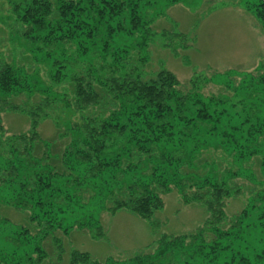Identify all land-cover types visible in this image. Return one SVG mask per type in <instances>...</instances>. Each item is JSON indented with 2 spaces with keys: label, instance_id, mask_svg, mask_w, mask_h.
<instances>
[{
  "label": "trees",
  "instance_id": "16d2710c",
  "mask_svg": "<svg viewBox=\"0 0 264 264\" xmlns=\"http://www.w3.org/2000/svg\"><path fill=\"white\" fill-rule=\"evenodd\" d=\"M143 1L25 0L20 21L26 30L17 33L31 45L32 54L46 52V57H38L54 68L53 86L40 87L35 76L2 64L0 100L47 95L41 110L51 105L78 114L80 120L70 126L62 169L48 164L49 155H34L35 126L27 140L26 135H6L0 122V204L28 212L27 220L36 225L35 234L22 226L9 232L7 221L0 220V264H40L45 257L41 242L50 230L67 234L97 226L92 235L101 236L98 215L104 211L126 209L149 218L161 208V195L172 188L184 202H200L212 215L207 226L212 240L205 241L198 231L165 237L154 252L123 263L94 262L88 254L75 252L72 263L264 264V182L244 168L250 159L261 157L264 171V64L256 76L243 77L236 93V88H226L236 103L232 98H205L199 90L182 93L174 76L164 71L144 78L137 66L147 56L146 41L157 34L141 16ZM250 2L242 6L264 32V0ZM124 16L126 29L115 27ZM116 33L131 36L132 43L114 48L110 43ZM68 46L74 60L85 61L78 63L81 67L77 64V74L71 71L65 79L69 62L57 52ZM107 58L111 63H103ZM64 82L72 86L74 101L66 100V93H51ZM95 86L105 93L101 100ZM29 110L26 114L35 125L39 111ZM207 150L222 151L232 166L220 171L217 166L193 165ZM181 168L187 171L180 173ZM242 176L258 188L232 219L235 224L221 230L222 208L237 190L230 183ZM255 234L256 242L249 239Z\"/></svg>",
  "mask_w": 264,
  "mask_h": 264
},
{
  "label": "rangeland",
  "instance_id": "374dc122",
  "mask_svg": "<svg viewBox=\"0 0 264 264\" xmlns=\"http://www.w3.org/2000/svg\"><path fill=\"white\" fill-rule=\"evenodd\" d=\"M247 1L253 3V0L143 1L139 5L141 16L157 37L146 41L147 47L143 53L147 56L144 63L137 66L138 70L146 79L155 78L162 71L170 73L178 83L176 89L182 93L199 90L205 98L233 99V92L226 88H236V93L243 77L256 76L261 72L260 66L264 64V32L256 17L242 6ZM27 5L25 0H0V65L8 64L12 68L23 70L27 75L35 76L40 87L53 86L51 82L55 74L54 68L38 57H46V52L42 51L37 55L33 51L32 54L31 45L17 33L26 30L20 17L22 9ZM125 17L115 27L120 25L126 29ZM133 35L139 39L142 37L138 33ZM131 43V36L116 33L110 44L114 48H126ZM66 49L57 52L69 62L65 64L67 68L63 71L65 79L71 77V71L73 75L77 74V64L85 61L84 58L74 60L72 48L68 46ZM70 63L73 65L69 66ZM103 63L111 61L107 58ZM131 63L135 65L133 59ZM78 67L81 65L78 64ZM54 87L51 93H66L65 99L70 101L73 93L68 82ZM93 89H96L101 100L104 91L97 86ZM46 98L47 95H35L27 99L21 95L6 101L0 100V122L6 135H26L27 140L32 137L29 132L35 126L37 138L31 142L34 155L47 158L49 155L48 164L62 169L59 163L62 152L70 141V126H78L80 117L78 114L57 110L51 105L46 110H41L40 105ZM232 102L237 101L233 99ZM31 107L39 111L35 125H32V120L26 114ZM88 113L91 116L94 111L88 109ZM7 148L5 146L4 150ZM223 157L220 150H207L202 154L200 163L195 161L192 164L206 169L217 166L222 171L232 166L231 159ZM262 160L261 157H254L244 166L260 182H264ZM186 171V168L180 169V173ZM247 178L242 176L231 181V188L237 190L224 203L219 229L228 230L235 224L232 219L246 208L250 194L257 190L256 184L250 183ZM160 200L161 208L149 218H142L126 209L99 213L101 236L92 235L96 234L92 229L97 226L87 230L74 229L67 234L60 230H50L48 237L41 242L45 257L40 264H76L72 263L73 252L86 253L94 262L112 260L123 263L142 253L154 252L165 237L192 236L200 231L205 241L213 239V234L207 227L212 215L200 202H184L175 188L161 195ZM28 217V212L0 204V220L7 221L6 230L9 232L22 226L35 234L36 225L30 224ZM254 236L249 239L256 242L258 235Z\"/></svg>",
  "mask_w": 264,
  "mask_h": 264
}]
</instances>
